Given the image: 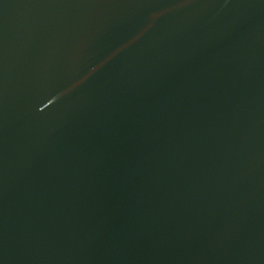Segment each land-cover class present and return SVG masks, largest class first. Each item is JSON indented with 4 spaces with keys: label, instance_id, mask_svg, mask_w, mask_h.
<instances>
[{
    "label": "water",
    "instance_id": "water-1",
    "mask_svg": "<svg viewBox=\"0 0 264 264\" xmlns=\"http://www.w3.org/2000/svg\"><path fill=\"white\" fill-rule=\"evenodd\" d=\"M0 264H264V0H0Z\"/></svg>",
    "mask_w": 264,
    "mask_h": 264
}]
</instances>
